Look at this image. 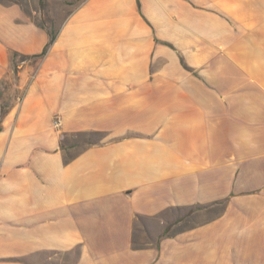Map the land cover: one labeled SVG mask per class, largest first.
<instances>
[{"label":"crops","instance_id":"obj_1","mask_svg":"<svg viewBox=\"0 0 264 264\" xmlns=\"http://www.w3.org/2000/svg\"><path fill=\"white\" fill-rule=\"evenodd\" d=\"M0 264H264V0H0Z\"/></svg>","mask_w":264,"mask_h":264},{"label":"rangeland","instance_id":"obj_2","mask_svg":"<svg viewBox=\"0 0 264 264\" xmlns=\"http://www.w3.org/2000/svg\"><path fill=\"white\" fill-rule=\"evenodd\" d=\"M26 12L52 33L79 0H20Z\"/></svg>","mask_w":264,"mask_h":264},{"label":"built area","instance_id":"obj_3","mask_svg":"<svg viewBox=\"0 0 264 264\" xmlns=\"http://www.w3.org/2000/svg\"><path fill=\"white\" fill-rule=\"evenodd\" d=\"M53 127L58 128L60 125L59 119L56 117L52 123Z\"/></svg>","mask_w":264,"mask_h":264},{"label":"trees","instance_id":"obj_4","mask_svg":"<svg viewBox=\"0 0 264 264\" xmlns=\"http://www.w3.org/2000/svg\"><path fill=\"white\" fill-rule=\"evenodd\" d=\"M12 1H14V2H18V0H12ZM53 38H54V35H51V36H50V41H52Z\"/></svg>","mask_w":264,"mask_h":264}]
</instances>
